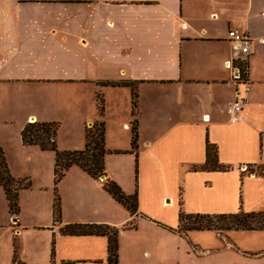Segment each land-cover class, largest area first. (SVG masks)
<instances>
[{
	"label": "crops",
	"instance_id": "0c3cea01",
	"mask_svg": "<svg viewBox=\"0 0 264 264\" xmlns=\"http://www.w3.org/2000/svg\"><path fill=\"white\" fill-rule=\"evenodd\" d=\"M231 29L247 32L254 41L249 91L236 87L226 66L232 57ZM122 80L138 86L135 114L131 88L103 84ZM37 89L55 98V105L45 107L51 112L29 110L27 97ZM99 95L104 115L98 111ZM238 95L244 106L233 118L228 110ZM8 102L11 110L26 107L18 118L3 122L20 124L13 145L0 135L14 178L8 146L25 153L26 161L51 152L24 144L28 123H59L71 137L64 145L58 136L59 149L78 151L85 148L86 127L102 122L110 152L107 177L127 195H138V213L132 215L108 193L104 180L77 166L58 185L63 193L60 224L54 219L55 189L50 214L30 224L22 190L20 213L14 216L0 187V264H14L15 256L26 264H109L108 237L61 232L76 224L117 230L118 264H178L181 213L264 211V176L244 174L249 166L264 167V0H0V125L11 116ZM110 130L118 134L116 140L110 139ZM208 139L231 171H194L206 163ZM69 178L87 196L81 209L70 203V215L63 191ZM48 185L42 189L49 190ZM227 245L234 246L228 240Z\"/></svg>",
	"mask_w": 264,
	"mask_h": 264
},
{
	"label": "trees",
	"instance_id": "16d2710c",
	"mask_svg": "<svg viewBox=\"0 0 264 264\" xmlns=\"http://www.w3.org/2000/svg\"><path fill=\"white\" fill-rule=\"evenodd\" d=\"M124 87L132 90L134 114L138 108L137 84L125 82ZM98 111L104 115V101L99 99ZM58 123H28L22 131V139L25 145L38 146L44 151L55 153V201H54V219L56 224L62 223L61 199L58 195V185L66 176V173L73 166H77L96 180L107 176L105 158L110 152L106 148V129L102 122H96L85 129L86 145L84 150L78 151H61L58 147ZM133 150L136 151L139 142L138 125L135 121L132 128ZM218 147L207 140L206 156L207 160L204 165L194 167L196 172H229L232 167L222 165L219 161ZM255 167L249 166L244 174L264 176L262 172L254 171ZM259 168V167H258ZM0 187L6 193L10 213L14 216L20 213L19 197L20 191L31 187L30 183L20 181L13 177L6 161L4 152L0 148ZM104 187L119 203L127 208L132 215L138 213V195H127L123 189L114 181L107 179ZM186 221H189L187 228ZM192 222V224H191ZM221 227V228H220ZM186 228V229H185ZM185 229V230H184ZM264 231V212L245 213L218 216L188 215L180 214V232L190 231ZM64 235L70 236H105L109 238V264H118V231L107 225H67L61 229ZM55 255L53 249L52 257ZM14 264H26L17 256L14 258Z\"/></svg>",
	"mask_w": 264,
	"mask_h": 264
},
{
	"label": "rangeland",
	"instance_id": "374dc122",
	"mask_svg": "<svg viewBox=\"0 0 264 264\" xmlns=\"http://www.w3.org/2000/svg\"><path fill=\"white\" fill-rule=\"evenodd\" d=\"M248 72H249V67H248ZM125 82L127 83L129 81L127 80H122L120 82L110 81V82H105L103 84H107L113 87H123L124 86L123 84ZM19 86L20 88H23L24 86H28L29 88L30 85H19ZM39 86H40L39 84L33 85V87L30 88H39ZM37 90L38 91L36 94L28 95L27 97L29 101L28 103L29 110L31 111V113L33 112L38 113L39 109L42 110L44 114L51 112L50 109H46L45 107L48 106L51 107L52 105H55V98L52 97V95L50 96L49 93L42 92L41 89H37ZM12 91H14V87ZM27 92H29V89H27ZM76 95H78L79 98L80 92H76ZM83 96L85 98L86 96H88V94L84 93ZM43 97L46 100H50V101L42 102ZM103 98H104L103 96L99 95L98 102L99 99H102L104 101ZM5 106L9 110V112L5 110L6 113L8 112V114H10L11 116L7 115L3 117V120H1L0 135L2 139L3 138L6 139L9 142V144L10 142H12V144L10 145H13V142L16 138V134H18V128L20 127V124L19 125L6 124L3 122H5L7 119L18 118V116L21 113H25L26 107L20 105L19 108L14 107L11 110L10 109L11 102H8ZM73 121L74 120L72 119V122ZM61 126L62 125L59 124L60 130L62 129ZM67 127H69L68 123H67ZM105 129H106V125H105ZM58 136H60V141L62 142V144L64 145L70 144L69 138L71 137L69 131L61 130V133L59 131ZM118 137H119L118 134L114 130H110V139L116 140ZM7 148H8V155L11 154V157L14 158L13 162H10V164L12 166L13 171L18 175L17 179L26 182L27 184L28 183L31 184V187L22 190L23 213L25 217L28 218V223L30 224H34L38 220L42 221L44 217H46V215L50 214L47 213V210L49 212L51 211L50 208L51 199L52 197H54V191H53L55 189L54 154L51 152L50 153L47 152L46 154H48L49 157H39V158L36 157V159H33L31 161L30 160L26 161L21 156L25 153L20 152L19 150L15 151L14 147L12 150H10L9 146ZM115 161L116 159L110 160V162L113 164ZM247 169L245 173L247 172ZM263 170L264 167L254 168V171L256 172H262ZM106 177L107 176H104L101 179L104 180L105 182V180L109 179L108 177L107 178ZM53 179H54V183L48 185V182L50 180L53 182ZM47 185L49 187V190L42 189V187H46ZM63 191H64V204H66L67 202V211L69 215L72 214L74 210V208L71 207L70 203H77L78 206L76 208L79 209L83 208L82 204L86 201L87 196L83 187L78 186L77 181H75L72 178H69L66 182L65 187L63 188ZM62 194L63 193L59 186L58 195L61 201H62ZM48 195H49V206H47L48 200L46 198ZM53 199L55 200V198ZM21 209H22V204H21ZM4 213L5 215H3V218L6 220V218H8V213H6L5 211L3 212V214ZM165 216L167 215L163 213L162 217ZM187 222L188 224L186 226L188 228L190 222L186 221V223ZM232 231L220 229L219 231H212L215 233H208V232L197 233L193 231L191 233L184 232L183 234H181L182 236L180 235L179 237L180 239H179V250H178V264H264V231H254V232H244V231L232 232ZM233 236H234V240H232ZM225 238H229V239H225ZM227 240L229 242H232L234 246L228 248ZM27 243L29 245V241H27Z\"/></svg>",
	"mask_w": 264,
	"mask_h": 264
},
{
	"label": "built area",
	"instance_id": "2783aa9c",
	"mask_svg": "<svg viewBox=\"0 0 264 264\" xmlns=\"http://www.w3.org/2000/svg\"><path fill=\"white\" fill-rule=\"evenodd\" d=\"M228 41L231 46L232 57L227 61L226 66L233 73V83L236 87L250 89V80L248 75V61L253 51V39L239 29H231L228 33ZM244 100L238 95V99L229 108L228 113L233 118L236 113L242 111Z\"/></svg>",
	"mask_w": 264,
	"mask_h": 264
}]
</instances>
